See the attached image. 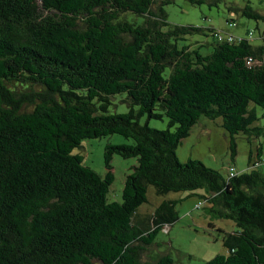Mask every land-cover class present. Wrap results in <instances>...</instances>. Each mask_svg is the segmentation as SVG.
<instances>
[{"label": "trees", "instance_id": "trees-1", "mask_svg": "<svg viewBox=\"0 0 264 264\" xmlns=\"http://www.w3.org/2000/svg\"><path fill=\"white\" fill-rule=\"evenodd\" d=\"M171 3L0 0V264H154L143 254L178 216L176 202L163 201L140 217L149 187L156 195L203 190L208 213L236 224L223 238L227 254L204 264H264L261 147L255 157L250 150L248 172L230 176L228 167L226 179L176 155L201 118L221 119L232 158L235 135L250 143L262 134L254 124L257 107L264 118V31L221 41L210 27L203 55L201 46L178 45L203 30L170 26ZM241 14L264 21L249 6ZM117 94L129 110L109 114ZM162 116L166 130L148 126ZM114 134L132 144L105 147L104 175L73 153ZM113 155L137 161L120 203L107 200Z\"/></svg>", "mask_w": 264, "mask_h": 264}, {"label": "rangeland", "instance_id": "rangeland-1", "mask_svg": "<svg viewBox=\"0 0 264 264\" xmlns=\"http://www.w3.org/2000/svg\"><path fill=\"white\" fill-rule=\"evenodd\" d=\"M245 6L252 11L264 15V0H202L201 4H191L189 0H173V3L164 7L167 21L170 26H194L203 30V33L187 36L185 41L178 45H189L192 48L200 47V52L207 55L211 52L213 38L208 32L210 27L232 34L246 37L249 31H264V21L249 19L241 14ZM141 19V18H139ZM258 39L250 40L251 44L258 43ZM137 109V107H134ZM129 110V102L125 94H117L111 99L109 114H123ZM258 120L254 124L262 131L259 137H254L249 143L248 137L243 134L235 135L236 155L231 157L229 149V134L222 128L221 119L209 120L201 118L190 135L182 140L176 149L180 162L188 159L201 161L206 167L220 173L227 178V168L234 166L238 172H248L249 152L256 156V148L261 147V158L264 160V118L262 110L257 107ZM146 118L140 119L144 125ZM148 126L157 130L168 128V119L162 116L158 120H149ZM173 130V129H170ZM108 144L131 145L132 141L114 134L96 139H87L82 142L81 148L73 153L83 157L84 165L92 168L100 175L106 173L104 151ZM252 157V160H256ZM250 159V160H251ZM137 164L135 158H122L113 155L110 165L114 180L107 195L108 202H121L124 181ZM264 174V164L259 166ZM204 191L198 190L193 194L188 192H169L156 195L149 187L147 202L142 204L137 214L140 217L151 215L163 201H175V210L178 219L171 225L161 229L154 240V244L143 254V260L157 263L159 258L168 256L170 264H204L216 255L227 254L223 246L226 233L237 230L232 220L219 219L207 211L208 205L204 202ZM201 205L197 208V205Z\"/></svg>", "mask_w": 264, "mask_h": 264}, {"label": "built area", "instance_id": "built-area-1", "mask_svg": "<svg viewBox=\"0 0 264 264\" xmlns=\"http://www.w3.org/2000/svg\"><path fill=\"white\" fill-rule=\"evenodd\" d=\"M215 37L217 38V40H221V41L224 39H226L227 41H231L233 38L232 36H230L228 34H224L220 31L215 34ZM228 172H229L230 176H233L236 174V168L234 166H231V167H229Z\"/></svg>", "mask_w": 264, "mask_h": 264}]
</instances>
